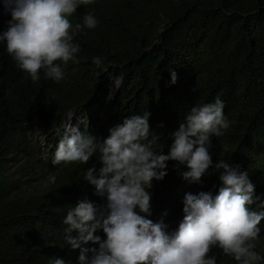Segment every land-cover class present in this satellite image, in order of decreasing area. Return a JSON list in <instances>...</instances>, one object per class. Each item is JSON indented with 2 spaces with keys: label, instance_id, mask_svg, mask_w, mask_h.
Segmentation results:
<instances>
[{
  "label": "trees",
  "instance_id": "trees-1",
  "mask_svg": "<svg viewBox=\"0 0 264 264\" xmlns=\"http://www.w3.org/2000/svg\"><path fill=\"white\" fill-rule=\"evenodd\" d=\"M86 13L98 25L74 35L78 63L61 65L59 83L45 80L43 71L33 83L0 42V264H51L52 257L79 264L80 248L66 242L63 219L81 201L103 207L107 199L83 178L92 166L99 177L98 156L88 164L52 162L69 120L102 142L124 119L150 112L151 130L168 154L191 108L219 97L230 127L212 137L213 164L240 166L264 202V0H92L69 18L73 28ZM10 20L0 0V34ZM114 80L120 83L107 100ZM166 171L146 189L147 218L175 231L185 193L215 196L222 184L214 168L200 184L182 178L186 165L169 161ZM260 228L255 251L264 257V221ZM96 235L106 239L102 230ZM93 247L99 245L81 244ZM210 255L217 264H236L218 247Z\"/></svg>",
  "mask_w": 264,
  "mask_h": 264
},
{
  "label": "clouds",
  "instance_id": "clouds-1",
  "mask_svg": "<svg viewBox=\"0 0 264 264\" xmlns=\"http://www.w3.org/2000/svg\"><path fill=\"white\" fill-rule=\"evenodd\" d=\"M91 2L4 0L11 20L0 34V42H6L8 54L33 83L41 80L42 71L45 80L59 83L64 79L61 65L78 63L80 46L73 37L84 28H96L98 20L86 13L83 23L73 28L69 18L81 4ZM169 71L174 85L177 73ZM116 81L111 91L119 85L120 80ZM224 108L219 97L214 103L192 107L185 122L172 133L168 154L163 152L160 137L151 130L150 112L124 119L109 129V136L102 142L89 132H81L76 121L69 120L65 131L70 135L60 141L52 162L88 164L98 156L102 165L99 177L92 166L83 178L95 186L98 196L107 199L103 207L81 201L69 208L63 219L66 242L74 249L80 248L79 264H217V258L210 255L216 247L236 264H259L264 260L255 251L264 221V202L255 196L247 172L224 159L213 164L210 154L212 137L223 136L230 127ZM81 126L85 127L84 123ZM169 161L186 165L188 171L181 175L191 184H200L210 168L220 172L222 184L215 196L204 191L185 193L183 220L175 231H169L162 221L154 223L147 218L152 211L151 195L146 189L152 187L153 180L162 181L168 175ZM99 230L106 239L96 235ZM73 232L78 235L72 236ZM89 242L99 247L81 248ZM51 264L65 261L52 257Z\"/></svg>",
  "mask_w": 264,
  "mask_h": 264
},
{
  "label": "rangeland",
  "instance_id": "rangeland-1",
  "mask_svg": "<svg viewBox=\"0 0 264 264\" xmlns=\"http://www.w3.org/2000/svg\"><path fill=\"white\" fill-rule=\"evenodd\" d=\"M116 82H117V81L114 80V82H113L114 85H115ZM114 92H115V90H114ZM81 124H83V122H82ZM47 138L49 139V137H47ZM46 143H47V141H46V140H43V144H42V145H43V146L45 145V146H44V148H43V146H42V152H45L44 150H45V148H46V146H47ZM44 156H46V155L44 154ZM42 182H45V180H43ZM44 184H45V183H44ZM45 185H46V184H45Z\"/></svg>",
  "mask_w": 264,
  "mask_h": 264
},
{
  "label": "built area",
  "instance_id": "built-area-1",
  "mask_svg": "<svg viewBox=\"0 0 264 264\" xmlns=\"http://www.w3.org/2000/svg\"><path fill=\"white\" fill-rule=\"evenodd\" d=\"M114 91H111L110 93H109V97L111 96V97H113L114 96ZM109 97H108V100H109ZM67 133H68V135H70V133H69V131L67 130Z\"/></svg>",
  "mask_w": 264,
  "mask_h": 264
}]
</instances>
